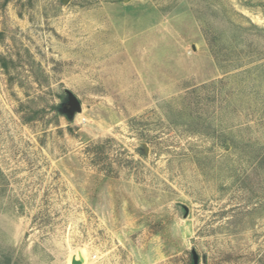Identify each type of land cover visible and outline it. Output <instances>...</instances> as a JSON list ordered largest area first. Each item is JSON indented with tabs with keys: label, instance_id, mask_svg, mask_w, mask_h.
Returning <instances> with one entry per match:
<instances>
[{
	"label": "rangeland",
	"instance_id": "rangeland-1",
	"mask_svg": "<svg viewBox=\"0 0 264 264\" xmlns=\"http://www.w3.org/2000/svg\"><path fill=\"white\" fill-rule=\"evenodd\" d=\"M195 255L264 264V0H0V264Z\"/></svg>",
	"mask_w": 264,
	"mask_h": 264
},
{
	"label": "water",
	"instance_id": "water-1",
	"mask_svg": "<svg viewBox=\"0 0 264 264\" xmlns=\"http://www.w3.org/2000/svg\"><path fill=\"white\" fill-rule=\"evenodd\" d=\"M67 94L69 96V104H68L69 107L66 109L67 112L70 115H74L76 113L82 112V106L79 99L72 92L68 91ZM194 259H195V264H197L196 255L194 256ZM81 262H83V258H81ZM73 264H81V263L74 261Z\"/></svg>",
	"mask_w": 264,
	"mask_h": 264
}]
</instances>
